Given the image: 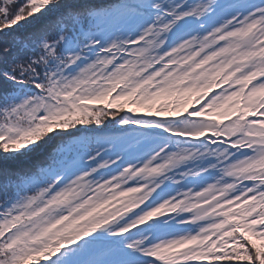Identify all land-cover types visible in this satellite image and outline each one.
<instances>
[{
	"label": "snow or ice",
	"instance_id": "snow-or-ice-1",
	"mask_svg": "<svg viewBox=\"0 0 264 264\" xmlns=\"http://www.w3.org/2000/svg\"><path fill=\"white\" fill-rule=\"evenodd\" d=\"M0 264H264V0H0Z\"/></svg>",
	"mask_w": 264,
	"mask_h": 264
},
{
	"label": "rangeland",
	"instance_id": "rangeland-1",
	"mask_svg": "<svg viewBox=\"0 0 264 264\" xmlns=\"http://www.w3.org/2000/svg\"><path fill=\"white\" fill-rule=\"evenodd\" d=\"M125 107H127V105ZM142 113H143V111L139 110V114H142Z\"/></svg>",
	"mask_w": 264,
	"mask_h": 264
}]
</instances>
